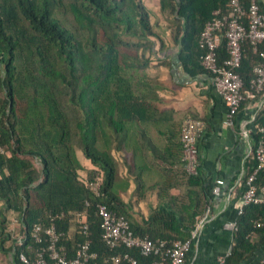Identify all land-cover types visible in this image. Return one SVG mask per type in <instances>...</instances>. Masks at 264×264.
<instances>
[{"label": "trees", "instance_id": "1", "mask_svg": "<svg viewBox=\"0 0 264 264\" xmlns=\"http://www.w3.org/2000/svg\"><path fill=\"white\" fill-rule=\"evenodd\" d=\"M241 1L248 10L251 0ZM152 4L149 0H0L1 244L12 237L9 214L19 221L18 235L31 240L36 224L48 225L50 217L63 214L58 228L73 229L75 214L86 211L87 232L99 263L128 252L139 264H150L155 258L143 257L137 250L106 246L99 204L124 216L137 236L191 238L214 196V183L201 170L208 134L204 132L198 142V174L188 175L182 161L184 120L178 124L169 110L159 107L158 89L149 74L166 49L168 32L181 68L191 77H212L202 66L205 51L200 37L214 12L228 15L231 6L230 0H156ZM242 48L237 72L244 101L234 117L237 127L239 113L253 105L247 92L254 66L261 60L250 41ZM225 49L226 41L219 50L221 61L227 57ZM257 100L260 105L254 106L255 118L249 126L252 149L243 182L258 166L255 149L264 137L260 131L264 129V91ZM154 132L168 136L163 148H157L150 136ZM158 159L168 168L179 166L175 174L179 182L164 183L165 203L138 226L131 223L128 205L117 193L120 164L143 171L148 161ZM96 176L101 178L100 196L89 187ZM255 185L264 187V169L258 172ZM181 186L186 189L183 195L171 194V188ZM83 240L77 234L64 244L73 253ZM21 250L17 247L14 257L19 264ZM260 250H264V204L247 205L236 220L235 243L225 264H243Z\"/></svg>", "mask_w": 264, "mask_h": 264}, {"label": "built area", "instance_id": "2", "mask_svg": "<svg viewBox=\"0 0 264 264\" xmlns=\"http://www.w3.org/2000/svg\"><path fill=\"white\" fill-rule=\"evenodd\" d=\"M230 12L224 15L219 11L214 12L213 18L205 25L200 37V47L205 51L202 59L203 68L211 74L217 94L225 103L228 114L225 124L234 125V117L244 101L242 93L243 81L238 74L243 59L242 45L250 41L254 52L260 56V62L254 66L253 78L247 96L260 105L257 98L264 91V11L261 10L258 0H251L246 10L241 0H230ZM247 19V23L244 21ZM226 41L227 57L219 60V50ZM255 118V115L253 119ZM207 127L203 119L188 117L181 127V141L183 144V165L188 175H197L200 167L198 142ZM264 133V129L260 130ZM250 136V131L246 132ZM252 149V146H251ZM255 159L258 166L246 181H242L243 206L264 204V187L259 189L255 185L257 174L264 169V137L255 149ZM225 184L222 179L216 180L213 189L215 196L221 195V186ZM89 187L96 196H100L101 178L96 176L89 182ZM90 203L86 202V207ZM99 215L102 218V239L110 249L120 247L126 250H137L143 257H153L150 264H187V254L191 250L192 238L196 237L209 215V210L198 219L192 238L186 241L179 240H153L149 236H137L132 230L128 220L105 204L98 205ZM63 214L50 217L48 225L36 224L31 240L23 235H18L19 221L13 218L10 233L16 239L17 247L22 250L18 253L22 264H139L138 260L128 252L111 256L104 263H99V255L92 251L91 240L86 225V211L77 213L74 217L75 228L62 230L58 222L63 220ZM79 226V227H78ZM232 227L236 229V224ZM78 228V229H77ZM77 234H82L84 240L75 245L73 253L64 240H71ZM27 249L28 253L23 249ZM227 257V256H226ZM226 257L218 259V264H225ZM264 264V256L261 260Z\"/></svg>", "mask_w": 264, "mask_h": 264}, {"label": "crops", "instance_id": "3", "mask_svg": "<svg viewBox=\"0 0 264 264\" xmlns=\"http://www.w3.org/2000/svg\"><path fill=\"white\" fill-rule=\"evenodd\" d=\"M258 2L264 9V0ZM151 5L154 6L152 3ZM164 42L166 49L156 62L157 68L149 72L158 89L157 94L161 100L159 107L162 110H169L180 125L188 117L208 121L205 129L208 136L204 138L201 170L208 180H212L214 186L217 179L225 181L221 186V195L213 196L206 210H209V215L198 235L194 238L191 236L192 245L187 264H218V259L228 256L233 248L236 229L232 225L236 224L244 207L242 177L245 163L251 154L250 136H246V132L250 131L255 103L239 113L237 117L239 127L236 123L233 126L226 125L228 110L217 94L212 78L207 75L195 77L188 75L177 60V51L168 32ZM163 126L166 127L164 124ZM150 136L153 137L157 148H163L168 138L156 135V132ZM179 139L178 135L177 140ZM148 153H145V157L150 156L151 152ZM167 166L160 159L154 163L148 161L143 171L120 164L121 180L118 182L117 193L128 205L131 223L143 226L165 203L162 199L164 183L168 179L173 183L179 180L175 177L179 172V166L174 165L171 168ZM184 186L180 189L171 188V194L183 195L186 190ZM14 217L15 215L9 214V219L13 220ZM14 240L11 237L3 244L0 242V264H19L14 258L16 251ZM263 256L264 250H260L243 264H261Z\"/></svg>", "mask_w": 264, "mask_h": 264}, {"label": "rangeland", "instance_id": "4", "mask_svg": "<svg viewBox=\"0 0 264 264\" xmlns=\"http://www.w3.org/2000/svg\"><path fill=\"white\" fill-rule=\"evenodd\" d=\"M152 2H156V0H149V4L152 3ZM154 7V6H153ZM154 20V19H153Z\"/></svg>", "mask_w": 264, "mask_h": 264}]
</instances>
